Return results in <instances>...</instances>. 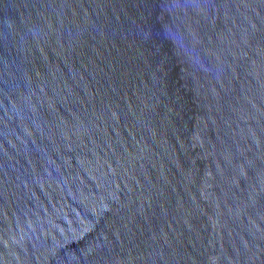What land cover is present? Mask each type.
<instances>
[{"label": "water", "instance_id": "95a60500", "mask_svg": "<svg viewBox=\"0 0 264 264\" xmlns=\"http://www.w3.org/2000/svg\"><path fill=\"white\" fill-rule=\"evenodd\" d=\"M0 264H264V0H0Z\"/></svg>", "mask_w": 264, "mask_h": 264}]
</instances>
